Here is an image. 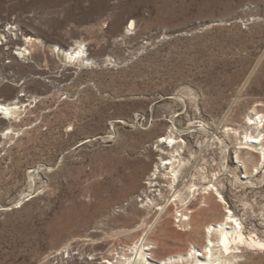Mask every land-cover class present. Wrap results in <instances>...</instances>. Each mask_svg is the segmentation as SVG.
<instances>
[{"label": "rangeland", "instance_id": "1", "mask_svg": "<svg viewBox=\"0 0 264 264\" xmlns=\"http://www.w3.org/2000/svg\"><path fill=\"white\" fill-rule=\"evenodd\" d=\"M6 25L34 62L0 45V99L23 106L0 119L18 129L0 134V264H106L144 235L156 260L203 252L227 209L264 241V161L244 138L264 115V0H0ZM79 42L91 64L53 48ZM167 133L185 141L177 190L199 193L185 231L180 204L157 210L171 189L141 202ZM239 247L232 264H264Z\"/></svg>", "mask_w": 264, "mask_h": 264}, {"label": "bare ground", "instance_id": "2", "mask_svg": "<svg viewBox=\"0 0 264 264\" xmlns=\"http://www.w3.org/2000/svg\"><path fill=\"white\" fill-rule=\"evenodd\" d=\"M133 19H131V26L133 25ZM5 34L1 33L3 36L0 37L4 41H16L21 42V46L15 48L13 53L16 58L25 59L24 62L32 63L34 61H27L28 55L31 54V51L27 48L28 44H31V41L34 39L28 35L23 34L20 31H17L15 27H9L8 29H2ZM0 32H2L0 30ZM6 36L9 37V40L6 39ZM1 41V39H0ZM3 42L0 43L3 44ZM17 44V43H16ZM59 52L61 50L62 56L65 61L69 62H80L85 64H91L92 59H90L85 52V48L82 42L77 43V45L68 48L57 47L53 45V48ZM10 48V47H9ZM30 60V59H29ZM22 105L19 103V100L16 98L15 101H3L0 99V119L4 121H10L13 119L11 117H19L22 113ZM253 113V117L249 118L252 120L251 125H255L259 130L257 135L245 134L244 138L246 139V144L250 147L255 148L260 156V160L264 161V115L260 113ZM14 122L16 121L13 119ZM6 131V132H5ZM18 129H15L13 126L6 127L0 134H12L17 133ZM0 135V137H2ZM4 138V137H3ZM185 141L174 133H167L157 140V146L160 148L158 163L154 166L152 172L146 179V186L140 192V195H143L141 202L143 206L151 208L153 205L158 204L160 199L164 197V191L169 188L173 192L171 198L167 199V202L158 208L157 210L160 213H164L169 206L176 205L181 207L179 221L182 222V230L185 229L186 224H190L191 217L188 215L189 209V198L195 199V196L198 193L196 184L192 183L187 186V194L184 195L182 192L178 191L176 188V182L178 181V167L184 162L183 157V145ZM133 165V164H132ZM135 166V165H134ZM136 168V167H135ZM132 170V169H131ZM139 173V172H138ZM125 176V175H124ZM136 172H132L127 175L126 182H132L136 177ZM210 186V187H209ZM214 185H207L203 188L204 193H209L210 190H213ZM217 191V189H215ZM214 190V191H215ZM217 196L221 202H224L223 196L220 192L217 191ZM29 196V195H28ZM216 196V195H215ZM142 207V206H141ZM177 207V208H178ZM183 210V211H182ZM153 224V223H152ZM146 232V231H145ZM213 232L216 233V240L213 241L212 236ZM144 235V234H143ZM142 236V235H141ZM145 236V235H144ZM144 236L139 238L132 245L127 246L126 248H119L117 252V260L105 261L106 264H232V261L237 257L235 252L239 250V245L248 243L254 244L260 248H264V241L260 239H255L250 237L249 239L242 233V228L238 219L233 216L230 209H227L224 213L223 219L217 223H211L206 226V236L207 241L204 245V251L200 252L194 245L184 253H177L168 255L162 259L156 260L151 256V246L149 242L144 239ZM122 252L121 254H119ZM68 255V254H67Z\"/></svg>", "mask_w": 264, "mask_h": 264}, {"label": "built area", "instance_id": "3", "mask_svg": "<svg viewBox=\"0 0 264 264\" xmlns=\"http://www.w3.org/2000/svg\"><path fill=\"white\" fill-rule=\"evenodd\" d=\"M11 25V24H10ZM9 26V25H8ZM7 25L5 26V28H7L8 27ZM3 35H1V33H0V37H2ZM1 39V41L3 42L4 40L2 39V38H0ZM1 43V42H0ZM143 198V195L141 196V199Z\"/></svg>", "mask_w": 264, "mask_h": 264}]
</instances>
